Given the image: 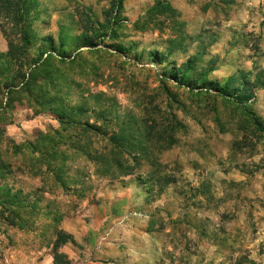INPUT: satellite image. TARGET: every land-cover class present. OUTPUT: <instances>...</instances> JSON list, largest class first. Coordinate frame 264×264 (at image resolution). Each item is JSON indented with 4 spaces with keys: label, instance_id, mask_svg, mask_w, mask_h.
Instances as JSON below:
<instances>
[{
    "label": "rangeland",
    "instance_id": "374dc122",
    "mask_svg": "<svg viewBox=\"0 0 264 264\" xmlns=\"http://www.w3.org/2000/svg\"><path fill=\"white\" fill-rule=\"evenodd\" d=\"M261 71L264 0H0V264H264Z\"/></svg>",
    "mask_w": 264,
    "mask_h": 264
},
{
    "label": "trees",
    "instance_id": "16d2710c",
    "mask_svg": "<svg viewBox=\"0 0 264 264\" xmlns=\"http://www.w3.org/2000/svg\"><path fill=\"white\" fill-rule=\"evenodd\" d=\"M54 50V49H52ZM52 52V51H51ZM159 64V63H158ZM209 72H212L209 71ZM209 74V73H208ZM251 73H238V76L232 75L228 79H226L225 83L223 85H220L217 82H209L211 88L213 89L214 92L217 94H220L221 96L224 95L225 97L229 98L232 100L233 103L237 107L242 108L243 110L247 109L248 104H252V99L254 98V94L258 90H264V72H260L259 74L256 75V77L250 81L248 78ZM206 73L202 75V77L205 78ZM184 76L183 74H180V71H177L175 73V79L176 77ZM263 77V78H261ZM23 79V78H22ZM252 115V124L256 129H260L262 132H264V128L260 122H257V118ZM3 137V134L0 132V138ZM16 148V147H15ZM0 167L7 168L6 164H3L2 160V155L0 154ZM10 168V167H9ZM10 171V169H9ZM10 191L2 189L0 187V205L3 207L9 206L12 207L13 204L16 202V197L12 196Z\"/></svg>",
    "mask_w": 264,
    "mask_h": 264
},
{
    "label": "crops",
    "instance_id": "0c3cea01",
    "mask_svg": "<svg viewBox=\"0 0 264 264\" xmlns=\"http://www.w3.org/2000/svg\"><path fill=\"white\" fill-rule=\"evenodd\" d=\"M263 92H264L263 90L256 91L254 94V98L252 99V102H251L252 104L250 106L251 108H255L256 112H258V106L262 104L261 98L263 96ZM136 230H139V229H136Z\"/></svg>",
    "mask_w": 264,
    "mask_h": 264
}]
</instances>
